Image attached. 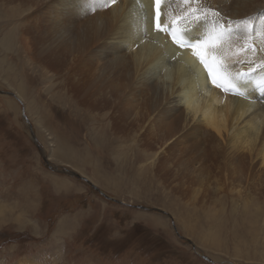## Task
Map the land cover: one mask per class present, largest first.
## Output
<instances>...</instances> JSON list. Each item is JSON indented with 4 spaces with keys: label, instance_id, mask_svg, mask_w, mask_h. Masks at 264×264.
I'll list each match as a JSON object with an SVG mask.
<instances>
[{
    "label": "bare ground",
    "instance_id": "bare-ground-1",
    "mask_svg": "<svg viewBox=\"0 0 264 264\" xmlns=\"http://www.w3.org/2000/svg\"><path fill=\"white\" fill-rule=\"evenodd\" d=\"M191 8L208 19L186 35H202L212 12L221 23L251 20V38L234 31L226 53L233 74L264 62V0H162L161 28L184 27V20L174 21ZM1 35L0 85L10 95L40 111L39 96L28 86L38 90L51 77L39 91L54 106L36 117L40 125L51 124L55 108L71 117L84 114L92 146L132 148L150 178L175 182L178 192L197 181L203 186L212 173L216 185L208 189L226 188L234 199L223 203L241 223L258 225L264 216V94L250 84L241 88L246 96L215 86L192 49L157 30L153 0H0ZM253 75L264 73L257 68ZM78 149L64 154L78 156ZM7 206L0 205V216ZM183 224L195 230L188 219Z\"/></svg>",
    "mask_w": 264,
    "mask_h": 264
},
{
    "label": "rangeland",
    "instance_id": "rangeland-1",
    "mask_svg": "<svg viewBox=\"0 0 264 264\" xmlns=\"http://www.w3.org/2000/svg\"><path fill=\"white\" fill-rule=\"evenodd\" d=\"M45 83L28 86L41 112L0 85V205H8L0 264H264V216L258 225L241 223L223 203L234 195L208 189L216 185L212 173L203 186L178 192L175 182L150 178L132 148L116 154L92 146L84 114L55 108L51 124L40 125L36 117L54 106L41 97ZM37 140L59 171L44 163ZM76 147L80 155L65 156Z\"/></svg>",
    "mask_w": 264,
    "mask_h": 264
},
{
    "label": "snow or ice",
    "instance_id": "snow-or-ice-1",
    "mask_svg": "<svg viewBox=\"0 0 264 264\" xmlns=\"http://www.w3.org/2000/svg\"><path fill=\"white\" fill-rule=\"evenodd\" d=\"M111 2L115 3V0H111ZM161 3L162 0H155L156 28L158 31H165L160 24ZM184 3L190 4L191 0H184ZM197 12V8H191L184 16L174 21L175 24H179L181 20H184L185 26L170 29L173 42L180 48L188 47L193 50L194 55L208 70L211 81L215 86L225 88L236 95L246 96L247 93L242 91L241 88L250 84L254 89L264 94V75L259 78L253 75L257 68L264 73V62L256 64L255 61H252L250 62L249 72L236 71L235 74L224 64V60L228 58L226 53L231 45L234 31L244 33L247 39L251 38L253 27L251 20L242 22L224 20L221 23L222 18L219 13L212 12L214 19L210 21V27L202 35H186V33H191L202 20L208 19L207 16L197 15ZM230 24H235L236 29L226 26ZM248 48L253 52L256 51L251 43L248 44ZM237 63H240V61H237Z\"/></svg>",
    "mask_w": 264,
    "mask_h": 264
},
{
    "label": "water",
    "instance_id": "water-1",
    "mask_svg": "<svg viewBox=\"0 0 264 264\" xmlns=\"http://www.w3.org/2000/svg\"><path fill=\"white\" fill-rule=\"evenodd\" d=\"M35 138H33V140H34ZM41 151H42V157H43V160L45 161V163H47L48 165L50 164V166H51V168L53 169V170H55V171H59V169H56V168H54L53 166V164L51 163V161H49L48 160V158H47V154L45 153V151H44V149H42L41 148ZM106 195V194H105ZM107 196V195H106Z\"/></svg>",
    "mask_w": 264,
    "mask_h": 264
},
{
    "label": "crops",
    "instance_id": "crops-1",
    "mask_svg": "<svg viewBox=\"0 0 264 264\" xmlns=\"http://www.w3.org/2000/svg\"><path fill=\"white\" fill-rule=\"evenodd\" d=\"M53 162V161H52ZM51 162V163H52ZM46 165H47V167L50 169V171L51 170H53L52 168H51V166H50V164L48 165L47 163H45ZM53 171H55V170H53ZM75 186H77V188H79L80 190L83 188V185L81 184V185H77L76 183L74 184Z\"/></svg>",
    "mask_w": 264,
    "mask_h": 264
}]
</instances>
